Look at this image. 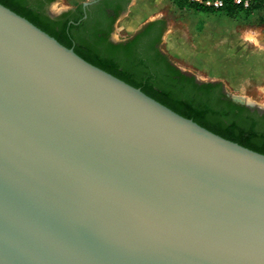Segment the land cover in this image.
Here are the masks:
<instances>
[{
  "label": "water",
  "instance_id": "95a60500",
  "mask_svg": "<svg viewBox=\"0 0 264 264\" xmlns=\"http://www.w3.org/2000/svg\"><path fill=\"white\" fill-rule=\"evenodd\" d=\"M0 264H264V154L0 3Z\"/></svg>",
  "mask_w": 264,
  "mask_h": 264
},
{
  "label": "trees",
  "instance_id": "16d2710c",
  "mask_svg": "<svg viewBox=\"0 0 264 264\" xmlns=\"http://www.w3.org/2000/svg\"><path fill=\"white\" fill-rule=\"evenodd\" d=\"M54 0H48L52 2ZM179 9L190 7L197 12L213 13L210 8L190 3L189 0H172ZM43 0H0V3L55 37L89 63L140 88L145 94L167 106L179 115L192 119L213 133L264 154V116L256 117L248 108L234 104L221 90L220 82L199 83L195 77L179 70L158 47L164 27L155 39L149 30L161 21H151L140 35L119 43L95 40L74 42L70 29H54V20L42 10ZM229 18L243 11L258 13V23L264 26V0H255L249 9L242 10L227 2L217 10ZM115 19H113L114 22ZM77 21V20H75ZM100 47V49H96Z\"/></svg>",
  "mask_w": 264,
  "mask_h": 264
},
{
  "label": "rangeland",
  "instance_id": "374dc122",
  "mask_svg": "<svg viewBox=\"0 0 264 264\" xmlns=\"http://www.w3.org/2000/svg\"><path fill=\"white\" fill-rule=\"evenodd\" d=\"M83 0L82 2H86ZM149 0H131L129 7L126 12L122 15H126L129 11L131 5L138 3L146 4ZM154 2V6L150 9L149 13L145 16V20L140 23L145 24L151 21H162L164 22V32L160 40V49L168 56L169 60L182 72L195 76L198 80L209 82L215 81L220 82L224 90L229 95H235L243 97L244 100L253 102L255 106L264 108V26L258 23V13L252 12L246 14L241 11L236 14L234 18H229L223 12L217 13L213 12L211 14L199 13L197 14L194 9L190 7H185L179 9L173 4L172 0H150ZM76 3L71 4L69 0H54L51 4V9L54 13L66 10ZM242 9V8H241ZM244 10V9H242ZM121 16V17H122ZM120 17V18H121ZM119 18V19H120ZM119 19L114 24V31L112 33V38L116 41H123L132 33L129 31L119 30ZM184 22H189L192 25H197L198 29L202 30L203 25L213 26L218 24L220 27L223 26L222 31L230 36V61L235 63V65H241L242 72L245 75L251 76V82L247 92H237L233 87V83L222 81L221 79H215L213 75L211 76L205 70H199L191 62H180L175 60L172 56L168 55L165 51V35L169 27L176 32L182 28V30L187 31L188 27L183 25ZM139 26V27H140ZM218 28V27H216ZM253 35V36H252ZM249 36V37H248ZM256 38L253 40L252 38ZM256 66V67H255ZM253 68V69H252ZM259 72V73H257ZM256 74V75H255ZM237 74L231 76L232 79H238ZM246 98V99H245Z\"/></svg>",
  "mask_w": 264,
  "mask_h": 264
},
{
  "label": "crops",
  "instance_id": "0c3cea01",
  "mask_svg": "<svg viewBox=\"0 0 264 264\" xmlns=\"http://www.w3.org/2000/svg\"><path fill=\"white\" fill-rule=\"evenodd\" d=\"M82 1L69 0L71 4H80ZM152 6H154V2L150 0L142 6L138 3L131 5L128 13L119 19V30L129 31L133 34L138 30L140 23L145 20V16ZM195 12L197 14L204 13ZM183 25L188 27L187 31L181 28L179 32H176L170 27L167 30L164 44L168 55L180 62L193 63L199 70L207 71L217 80L231 81L237 92H247L251 88L249 83L253 75H245V72L241 70V65H235L229 60L231 56L230 36L222 31L223 26L220 27L217 24L218 28H216L215 25L208 26L206 24L201 30L197 28V25H192L189 22L183 21ZM234 73L237 74L238 79H232L231 76H234Z\"/></svg>",
  "mask_w": 264,
  "mask_h": 264
},
{
  "label": "flooded vegetation",
  "instance_id": "af4514ba",
  "mask_svg": "<svg viewBox=\"0 0 264 264\" xmlns=\"http://www.w3.org/2000/svg\"><path fill=\"white\" fill-rule=\"evenodd\" d=\"M53 2L54 1L48 2V0H43V13L48 15L51 20L56 22L54 24V29L57 31H63L65 26L69 27L70 25H73L74 28L70 29L69 35L70 39H72L74 42L84 41L86 43L87 41L89 44L91 42V44H93L95 40H102L101 45H104V41L112 43L121 42L112 38L114 24L126 12L131 0H87L86 2L89 3L87 6H83L84 2H82L58 13H54L51 9V4ZM113 19H115L114 22ZM148 23L149 22L145 23L142 28L136 30L132 35L124 38V40L132 39L142 34L147 29ZM163 27L164 22L161 21L160 24H157L155 27L149 30V32L152 31L153 33L151 34L153 39H155L158 31ZM158 47L160 48V45H158ZM96 49H100V47H96ZM195 79L197 81L196 77ZM220 88L222 93H224V95L234 104L248 108L250 113L255 114V116L258 118L259 116H264V108L258 106L250 107L244 104V102L233 99L224 90L222 85Z\"/></svg>",
  "mask_w": 264,
  "mask_h": 264
},
{
  "label": "built area",
  "instance_id": "2783aa9c",
  "mask_svg": "<svg viewBox=\"0 0 264 264\" xmlns=\"http://www.w3.org/2000/svg\"><path fill=\"white\" fill-rule=\"evenodd\" d=\"M255 0H189L190 3L199 4L212 10H221L227 2L244 10L249 9Z\"/></svg>",
  "mask_w": 264,
  "mask_h": 264
},
{
  "label": "bare ground",
  "instance_id": "6f19581e",
  "mask_svg": "<svg viewBox=\"0 0 264 264\" xmlns=\"http://www.w3.org/2000/svg\"><path fill=\"white\" fill-rule=\"evenodd\" d=\"M253 36V35H252ZM249 37V36H248ZM252 38V37H251ZM253 40H255L256 38H252ZM240 99H244L242 96L240 97ZM246 99V98H245ZM250 101V100H249ZM253 103V102H252Z\"/></svg>",
  "mask_w": 264,
  "mask_h": 264
}]
</instances>
